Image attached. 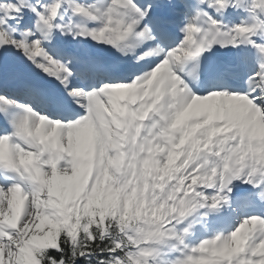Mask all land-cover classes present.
I'll list each match as a JSON object with an SVG mask.
<instances>
[{
    "label": "snow or ice",
    "instance_id": "1",
    "mask_svg": "<svg viewBox=\"0 0 264 264\" xmlns=\"http://www.w3.org/2000/svg\"><path fill=\"white\" fill-rule=\"evenodd\" d=\"M0 264H264V0H0Z\"/></svg>",
    "mask_w": 264,
    "mask_h": 264
}]
</instances>
